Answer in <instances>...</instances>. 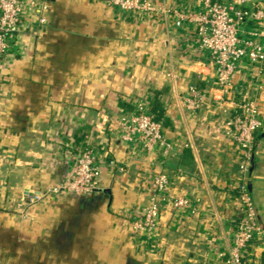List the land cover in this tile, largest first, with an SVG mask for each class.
Segmentation results:
<instances>
[{
	"label": "crops",
	"instance_id": "obj_1",
	"mask_svg": "<svg viewBox=\"0 0 264 264\" xmlns=\"http://www.w3.org/2000/svg\"><path fill=\"white\" fill-rule=\"evenodd\" d=\"M22 1L47 9H24L13 52L0 61V264H227L220 253L233 248L242 216L235 107L215 99L224 94L195 23L177 27L173 15L97 0ZM157 3L203 11L201 0ZM246 4L264 10V0ZM192 84L206 95L194 111L185 101ZM233 84L235 104L259 97L264 73L239 68ZM139 108L161 120L169 157L122 139L117 119ZM258 109L264 121V101ZM86 145L115 162L102 163L98 189L30 201L65 181ZM160 173L169 184L158 194L157 226L138 230ZM246 186L264 231V128ZM179 197L188 209L174 206ZM244 264H264V234Z\"/></svg>",
	"mask_w": 264,
	"mask_h": 264
},
{
	"label": "built area",
	"instance_id": "obj_2",
	"mask_svg": "<svg viewBox=\"0 0 264 264\" xmlns=\"http://www.w3.org/2000/svg\"><path fill=\"white\" fill-rule=\"evenodd\" d=\"M97 1L124 13L159 14L164 21L173 15L176 17L177 27L187 21L195 23L200 45L209 52L210 60L216 69V88L224 94L223 97L215 99L235 107L229 126L239 158L240 181L236 189L242 216L235 225L233 248L229 252H221L220 257L225 259L227 264H244L249 247L264 234L257 223L246 186L255 136L264 128V121L259 117L258 109V104L264 101V87L259 97H251L237 104L231 99L239 92L233 84V75L239 68L247 66L254 68L259 75L264 73V10L248 7L246 0L228 4L218 0H201L203 11L196 14L183 12L176 7L159 5L158 0ZM26 7L29 10L36 9L41 15L47 9L44 4L32 3L26 6L22 0H0V61L7 59L13 52V40L20 31L22 14ZM40 21L44 23L45 19L42 17ZM205 97V93L198 89L196 84H192L185 99L187 109L196 110ZM117 124L122 139L127 143L141 144L147 154H152L157 149L167 158L172 153L173 146L164 135L162 123L156 121L144 108L120 116ZM104 162L110 166L115 165L112 159H108L106 155L101 157L96 149L86 145L78 154L69 177L46 193L30 198V201H42L47 195H83L97 190L102 172L101 165ZM168 184L169 177L165 173L154 176L151 183L154 194L145 207L143 216L135 221L136 229L153 231L156 228L160 214L158 194L162 193ZM174 206L184 210L188 209L190 204L186 198L179 197Z\"/></svg>",
	"mask_w": 264,
	"mask_h": 264
},
{
	"label": "trees",
	"instance_id": "obj_3",
	"mask_svg": "<svg viewBox=\"0 0 264 264\" xmlns=\"http://www.w3.org/2000/svg\"><path fill=\"white\" fill-rule=\"evenodd\" d=\"M154 117V119L156 120V121H159V122H161V120H159V119H157L155 116H153ZM162 123V122H161ZM251 162H252V158H251ZM236 198L238 199V197H239V193H238V191H237V189H236Z\"/></svg>",
	"mask_w": 264,
	"mask_h": 264
}]
</instances>
